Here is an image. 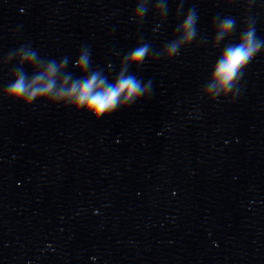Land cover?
<instances>
[{"label":"clouds","instance_id":"1","mask_svg":"<svg viewBox=\"0 0 264 264\" xmlns=\"http://www.w3.org/2000/svg\"><path fill=\"white\" fill-rule=\"evenodd\" d=\"M191 20L185 21V28L191 29ZM232 27L231 22L224 23L220 28L221 35L228 33ZM191 32H189V36ZM259 43L254 42L250 34L246 35L242 42L228 46L223 51L214 73L215 79L222 87L228 86L232 79L236 77L258 51ZM146 53L145 48L136 49L129 58V63H139ZM76 67L81 73L86 71L87 62L81 57ZM55 70L49 67L47 71L33 80L31 84H25L24 77L21 76L14 84L8 87V95L14 98H24L29 104L38 98H48L53 88V77ZM140 91L137 80L132 77H124L123 74L117 78L115 84L109 83L106 78L99 79L98 75L84 79L83 83H74L68 90V97L73 98L77 107H84L86 111L92 112L99 117L103 113L115 107L119 97L125 99L135 96ZM64 97L56 96L54 100Z\"/></svg>","mask_w":264,"mask_h":264}]
</instances>
